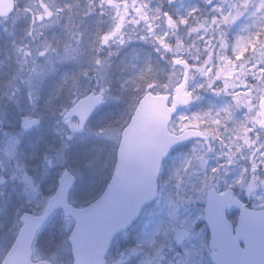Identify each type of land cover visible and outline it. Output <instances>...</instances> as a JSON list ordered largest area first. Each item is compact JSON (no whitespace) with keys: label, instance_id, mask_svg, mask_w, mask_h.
<instances>
[{"label":"snow or ice","instance_id":"snow-or-ice-1","mask_svg":"<svg viewBox=\"0 0 264 264\" xmlns=\"http://www.w3.org/2000/svg\"><path fill=\"white\" fill-rule=\"evenodd\" d=\"M0 37V264L264 247V0H10Z\"/></svg>","mask_w":264,"mask_h":264},{"label":"water","instance_id":"water-1","mask_svg":"<svg viewBox=\"0 0 264 264\" xmlns=\"http://www.w3.org/2000/svg\"><path fill=\"white\" fill-rule=\"evenodd\" d=\"M5 3H10V0H0V7H2ZM234 210H238L241 216L242 210H240L236 206H232L231 208L226 209L225 211L228 212ZM240 216L237 223L240 222ZM261 224H264V220H261V218L258 216L246 218L247 230L250 235L258 231ZM218 227H223V220H221ZM226 254L231 255L235 259L241 261L242 264H261V261L264 260V247H262L260 243L255 238H253L251 240L250 246L245 247L240 251H233L231 253H226ZM20 257L21 260L24 259L23 252L20 253Z\"/></svg>","mask_w":264,"mask_h":264},{"label":"rangeland","instance_id":"rangeland-1","mask_svg":"<svg viewBox=\"0 0 264 264\" xmlns=\"http://www.w3.org/2000/svg\"><path fill=\"white\" fill-rule=\"evenodd\" d=\"M194 3H198L199 1L198 0H184L183 2H181L182 4H193ZM0 38H5V37H0ZM5 40L7 42H5L6 46L2 49H0V64L3 63L6 55L9 53L10 49H11V41L7 38H5ZM8 40L10 42H8ZM145 48H148L149 46H144ZM219 102V98L218 97H212L210 95L208 96H205L204 97V100H203V103L204 104H213V103H218ZM198 106V105H196ZM193 111H196V110H193ZM179 156V153H176L174 155H172L166 162V171L167 169H170L174 164L178 163V159L177 157ZM14 214L8 219V220H5L4 217H0V223H3L5 224V231H7L10 227H11V222L10 221H14ZM119 239L121 241H123L124 239H126L125 235L121 234Z\"/></svg>","mask_w":264,"mask_h":264},{"label":"trees","instance_id":"trees-1","mask_svg":"<svg viewBox=\"0 0 264 264\" xmlns=\"http://www.w3.org/2000/svg\"><path fill=\"white\" fill-rule=\"evenodd\" d=\"M184 0H181V2H183ZM199 1V0H198ZM193 4H198V3H194L193 2ZM17 39H19V36H17ZM11 41V40H10ZM9 40H8V42H10ZM5 42H7L6 40H5V38H0V49L2 48H4L5 46H6V44H5ZM198 108H199V105L198 106H195L194 107V110H198ZM50 231H54L55 229H49ZM49 236H50V234H49ZM41 243H43V241L41 242ZM39 246V245H38Z\"/></svg>","mask_w":264,"mask_h":264},{"label":"flooded vegetation","instance_id":"flooded-vegetation-1","mask_svg":"<svg viewBox=\"0 0 264 264\" xmlns=\"http://www.w3.org/2000/svg\"><path fill=\"white\" fill-rule=\"evenodd\" d=\"M199 2H200V0H199ZM229 212H235V215L231 216L230 219H231L232 222L237 223L238 218L240 216V212L239 211H229Z\"/></svg>","mask_w":264,"mask_h":264}]
</instances>
